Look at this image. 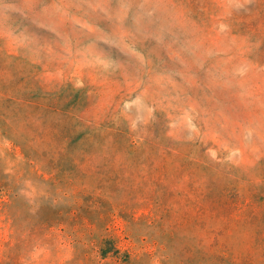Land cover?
<instances>
[{"label": "rangeland", "instance_id": "374dc122", "mask_svg": "<svg viewBox=\"0 0 264 264\" xmlns=\"http://www.w3.org/2000/svg\"><path fill=\"white\" fill-rule=\"evenodd\" d=\"M0 93V264H264V0H0Z\"/></svg>", "mask_w": 264, "mask_h": 264}, {"label": "trees", "instance_id": "16d2710c", "mask_svg": "<svg viewBox=\"0 0 264 264\" xmlns=\"http://www.w3.org/2000/svg\"><path fill=\"white\" fill-rule=\"evenodd\" d=\"M43 104V103H42ZM44 105L47 107L45 110H43L45 113L47 114H51L53 112H57V105L54 104L53 102L49 101L46 99V101L44 102ZM22 154L24 155L25 159L27 161H30V156L23 150ZM32 164L34 162V160L31 161ZM12 204H14V200H10V202L7 204L8 207H11ZM10 215V214H9ZM38 218L40 219L39 221V225L36 226L35 228H33L31 230V237L34 239V240H38L44 236H47L49 234V231L55 227L57 224H60V222H58L59 220L58 219H42V217L38 216ZM51 218V217H49ZM9 251V250H7ZM102 256L103 258H106V256L108 255V253L110 251L108 250H104L102 249ZM5 256V255H4ZM5 260L6 261H10V257L8 256H5ZM3 264H9L8 262L7 263H3Z\"/></svg>", "mask_w": 264, "mask_h": 264}, {"label": "crops", "instance_id": "0c3cea01", "mask_svg": "<svg viewBox=\"0 0 264 264\" xmlns=\"http://www.w3.org/2000/svg\"><path fill=\"white\" fill-rule=\"evenodd\" d=\"M0 97H3L8 103H15L18 101V100H12L10 97L5 96L4 94H1V93H0ZM18 102H20V101H18Z\"/></svg>", "mask_w": 264, "mask_h": 264}]
</instances>
